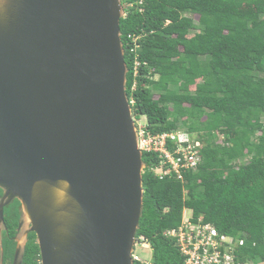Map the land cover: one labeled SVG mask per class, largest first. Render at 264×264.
<instances>
[{
	"label": "water",
	"instance_id": "1",
	"mask_svg": "<svg viewBox=\"0 0 264 264\" xmlns=\"http://www.w3.org/2000/svg\"><path fill=\"white\" fill-rule=\"evenodd\" d=\"M123 16L121 0H0V188L40 264H133L145 163Z\"/></svg>",
	"mask_w": 264,
	"mask_h": 264
},
{
	"label": "trees",
	"instance_id": "2",
	"mask_svg": "<svg viewBox=\"0 0 264 264\" xmlns=\"http://www.w3.org/2000/svg\"><path fill=\"white\" fill-rule=\"evenodd\" d=\"M121 0L120 36L132 114L151 132L183 128L201 141V162L159 179L142 152L143 207L136 236L152 264H181L182 211L242 240L239 261H264V0ZM247 6V7H245ZM250 7V8H249ZM133 41V39H135ZM136 47L133 51L131 48ZM29 240L22 264H40ZM134 264H140L134 261Z\"/></svg>",
	"mask_w": 264,
	"mask_h": 264
},
{
	"label": "built area",
	"instance_id": "3",
	"mask_svg": "<svg viewBox=\"0 0 264 264\" xmlns=\"http://www.w3.org/2000/svg\"><path fill=\"white\" fill-rule=\"evenodd\" d=\"M135 40L136 38L133 39ZM135 48H131V51ZM134 121L138 148L142 152H152L157 156L158 163L153 167V171L159 179H181L185 170L197 167L201 160V141L193 138L187 130L177 128L151 132L146 121L141 118ZM165 234L175 240L182 256L181 264H251L248 261H239L234 252L242 240H234L219 233L212 223L204 222L202 217L195 218L191 210H184L179 225L167 229ZM135 258L138 259L136 256ZM144 264L150 262L146 260Z\"/></svg>",
	"mask_w": 264,
	"mask_h": 264
},
{
	"label": "flooded vegetation",
	"instance_id": "4",
	"mask_svg": "<svg viewBox=\"0 0 264 264\" xmlns=\"http://www.w3.org/2000/svg\"><path fill=\"white\" fill-rule=\"evenodd\" d=\"M2 195L3 190L0 188V264H12L17 245V236L20 231L24 233L29 228V225H20V201L13 198L5 203L2 199ZM26 237L25 249L27 242L30 239L36 243V236L33 231L27 230ZM23 257L24 254L22 256L21 264L23 262Z\"/></svg>",
	"mask_w": 264,
	"mask_h": 264
},
{
	"label": "clouds",
	"instance_id": "5",
	"mask_svg": "<svg viewBox=\"0 0 264 264\" xmlns=\"http://www.w3.org/2000/svg\"><path fill=\"white\" fill-rule=\"evenodd\" d=\"M123 6V5H122ZM123 9H124V7H123ZM129 99V98H128ZM129 102H130V104L132 105V100L131 99H129ZM132 107V106H131ZM142 117H145V119L143 120L142 119ZM138 118H141V120H143V121H146L147 122V118H146V116L145 115H141L140 117H138ZM132 119H133V121L135 120V119H137L136 117H134L133 116V114H132ZM134 125H135V121H134ZM147 125H148V123H147ZM136 127V126H135ZM177 129V128H176ZM189 132V131H188ZM190 133V132H189ZM139 149V148H138ZM142 152V151H141ZM201 156V155H200ZM200 162H201V160H200ZM199 162V163H200ZM144 169V168H143ZM184 210H187V211H190V209H184ZM183 210V211H184ZM183 211H182V214H183ZM192 213V212H191ZM181 217H182V215H181ZM181 220V219H180ZM166 232V231H165ZM166 235V234H165ZM140 236H142V235H140ZM140 236H136L135 237V242H134V244H133V250H132V253H131V256H132V260H133V262L134 261H138L140 264H144V262L146 261V260H148L149 262H150V264H152V258H153V248H152V246L150 245V243L142 236V238H140ZM168 237V236H167ZM171 238V237H170ZM173 239V238H172ZM137 245H141V246H145V247H148L149 248V251H151V253H150V256L149 255H146V256H144V257H140L139 255H136V252H135V247L137 246ZM135 256L136 257H138V259L137 258H135ZM143 260V261H142ZM264 261H262V263H263ZM39 263H40V260H39ZM134 264V263H133ZM261 264V263H260Z\"/></svg>",
	"mask_w": 264,
	"mask_h": 264
},
{
	"label": "rangeland",
	"instance_id": "6",
	"mask_svg": "<svg viewBox=\"0 0 264 264\" xmlns=\"http://www.w3.org/2000/svg\"><path fill=\"white\" fill-rule=\"evenodd\" d=\"M245 7H247V6H245ZM248 8V7H247ZM250 8V7H249ZM142 119L144 120L145 119V117H142ZM186 212V211H185ZM187 213V212H186ZM135 252H136V255H139L140 257H144V256H146V255H149L150 256V253H151V251H149V248L148 247H143V246H141V245H137L136 247H135Z\"/></svg>",
	"mask_w": 264,
	"mask_h": 264
}]
</instances>
